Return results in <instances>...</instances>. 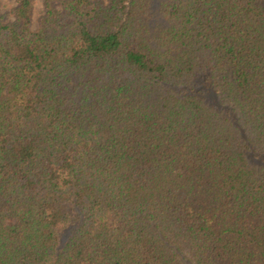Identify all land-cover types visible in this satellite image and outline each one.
<instances>
[{"label":"trees","instance_id":"trees-1","mask_svg":"<svg viewBox=\"0 0 264 264\" xmlns=\"http://www.w3.org/2000/svg\"><path fill=\"white\" fill-rule=\"evenodd\" d=\"M0 2V264H264V0Z\"/></svg>","mask_w":264,"mask_h":264},{"label":"rangeland","instance_id":"rangeland-1","mask_svg":"<svg viewBox=\"0 0 264 264\" xmlns=\"http://www.w3.org/2000/svg\"><path fill=\"white\" fill-rule=\"evenodd\" d=\"M15 1L16 0H0V2H1V10L3 12H6L12 5L15 4ZM35 9H36V17L38 18L39 14L41 12V9H42V4H41L40 0L36 1Z\"/></svg>","mask_w":264,"mask_h":264}]
</instances>
